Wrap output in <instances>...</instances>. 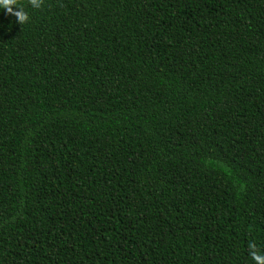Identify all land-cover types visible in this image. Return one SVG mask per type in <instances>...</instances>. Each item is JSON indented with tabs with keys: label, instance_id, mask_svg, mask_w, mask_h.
<instances>
[{
	"label": "trees",
	"instance_id": "16d2710c",
	"mask_svg": "<svg viewBox=\"0 0 264 264\" xmlns=\"http://www.w3.org/2000/svg\"><path fill=\"white\" fill-rule=\"evenodd\" d=\"M19 3L24 25L0 8V264H255L264 0Z\"/></svg>",
	"mask_w": 264,
	"mask_h": 264
},
{
	"label": "clouds",
	"instance_id": "9594fccd",
	"mask_svg": "<svg viewBox=\"0 0 264 264\" xmlns=\"http://www.w3.org/2000/svg\"><path fill=\"white\" fill-rule=\"evenodd\" d=\"M28 3L31 7L38 9L42 6L43 0H28ZM0 8L6 10L7 14L16 17L20 25H24L30 19L24 10V6L19 3V0H0ZM249 255L255 264H264V253H261L254 243L249 244Z\"/></svg>",
	"mask_w": 264,
	"mask_h": 264
}]
</instances>
